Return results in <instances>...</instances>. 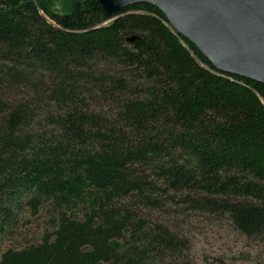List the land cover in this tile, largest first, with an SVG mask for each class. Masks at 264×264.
Segmentation results:
<instances>
[{"label": "trees", "instance_id": "16d2710c", "mask_svg": "<svg viewBox=\"0 0 264 264\" xmlns=\"http://www.w3.org/2000/svg\"><path fill=\"white\" fill-rule=\"evenodd\" d=\"M174 208L264 248V84L151 4L0 0V244L44 220L0 264H196Z\"/></svg>", "mask_w": 264, "mask_h": 264}, {"label": "water", "instance_id": "95a60500", "mask_svg": "<svg viewBox=\"0 0 264 264\" xmlns=\"http://www.w3.org/2000/svg\"><path fill=\"white\" fill-rule=\"evenodd\" d=\"M108 15L140 3L171 25L223 73L264 84V0H97Z\"/></svg>", "mask_w": 264, "mask_h": 264}, {"label": "rangeland", "instance_id": "374dc122", "mask_svg": "<svg viewBox=\"0 0 264 264\" xmlns=\"http://www.w3.org/2000/svg\"><path fill=\"white\" fill-rule=\"evenodd\" d=\"M174 209L175 219L165 213L160 217L172 227H178L176 229L183 237L189 239L196 264H257L260 257H264V248L234 232L227 223L193 213L181 214L180 208ZM43 225L42 218L23 215L9 238L1 242L0 248L20 247L39 239ZM240 255L244 259L236 260L235 257Z\"/></svg>", "mask_w": 264, "mask_h": 264}]
</instances>
